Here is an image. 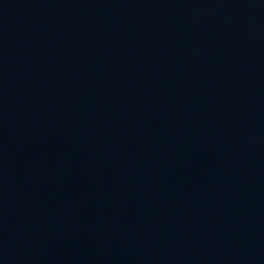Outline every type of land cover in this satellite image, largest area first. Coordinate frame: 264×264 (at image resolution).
I'll return each mask as SVG.
<instances>
[{
	"label": "water",
	"instance_id": "1",
	"mask_svg": "<svg viewBox=\"0 0 264 264\" xmlns=\"http://www.w3.org/2000/svg\"><path fill=\"white\" fill-rule=\"evenodd\" d=\"M0 264H264V0H0Z\"/></svg>",
	"mask_w": 264,
	"mask_h": 264
}]
</instances>
